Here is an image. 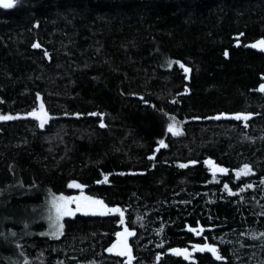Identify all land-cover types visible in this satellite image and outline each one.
I'll list each match as a JSON object with an SVG mask.
<instances>
[{"label": "trees", "instance_id": "16d2710c", "mask_svg": "<svg viewBox=\"0 0 264 264\" xmlns=\"http://www.w3.org/2000/svg\"><path fill=\"white\" fill-rule=\"evenodd\" d=\"M256 40L264 0L0 9V116L12 117L0 119V264H264V52L246 46ZM75 193L120 211L90 205L48 237L39 211ZM205 245L216 255L196 250Z\"/></svg>", "mask_w": 264, "mask_h": 264}, {"label": "snow or ice", "instance_id": "6c2138e0", "mask_svg": "<svg viewBox=\"0 0 264 264\" xmlns=\"http://www.w3.org/2000/svg\"><path fill=\"white\" fill-rule=\"evenodd\" d=\"M15 3H16V0H0V8L11 9V8H13L15 6ZM259 45H264V41H260ZM257 46L258 45H252V47H257ZM34 47H39V45H34ZM225 55H227V53H225ZM181 67L184 68L183 65H181ZM184 71L188 72L190 70L187 69V68H184ZM262 90H264V89H262ZM40 110H41V112H43V104L40 105ZM33 115H36V113H33ZM37 118L41 119V117H39V116H37ZM235 118L236 119H241L240 116H236ZM0 119H12V117L5 116V117H0ZM44 123H46V120L45 119H41V127H43ZM101 126H103V124H101ZM168 131L172 132L173 134H179L178 131H174V125H172V124H170L168 126ZM160 144H161V146H165L163 141H160ZM209 163L211 164V162H209ZM186 166L187 165H181V167H186ZM215 171L225 172L226 170L222 169V168H215L214 167V174H215ZM248 172H249V169H248V167L246 165L244 169H242L240 172L236 173V176H237V178H239L241 175H248ZM107 179L108 178L105 177L103 182H107ZM68 187L69 188H80L81 185L76 184V183L73 182V183L69 184ZM227 187L228 186L225 185V188H227ZM58 199L61 200V201H65V208L66 209H67V205L68 204L75 203L76 204V211H81L82 209H87L90 205H99V206H101L102 209H105L106 211H100L99 214H101V215L106 214V212H119L120 211L119 209H107L106 206L103 205V201L92 200L89 197H84L83 198L85 203H81V198L63 197V196H61ZM57 213H58V215L60 214V208L59 207H57ZM63 214L71 215L72 211L70 209H67ZM93 214H96L95 211L93 212ZM121 216H122V213H121ZM121 223H123V219H121ZM125 232L127 233V235H133L134 234L132 232H128L127 229H125ZM118 235H120V234H118ZM113 247L115 248L116 246L114 245ZM125 248H127L126 243H125ZM196 250H198V251H210L213 255H216V249L212 248V247H209L208 245H205L203 247L197 246ZM109 251H112V249H109ZM174 251H175V253L177 255L183 254L187 258V255H188L187 250H184L183 252H181L180 250H174ZM118 254L119 255H124L126 253L122 251V252H120ZM127 254H129V256H130V252H128ZM216 258L220 259L221 257L217 255Z\"/></svg>", "mask_w": 264, "mask_h": 264}, {"label": "rangeland", "instance_id": "374dc122", "mask_svg": "<svg viewBox=\"0 0 264 264\" xmlns=\"http://www.w3.org/2000/svg\"><path fill=\"white\" fill-rule=\"evenodd\" d=\"M41 101L38 97V103L36 108L33 110V113H36L35 117L37 119V121L39 122V124L41 125V119H45L47 118V116L45 115V111L43 108V112H41L40 110V105H41ZM37 116L41 117V119H38ZM0 117H5L4 116H0ZM207 167L209 169V171L214 174V167L215 168H221L217 165H215L214 163H207ZM215 173H221L220 171H215ZM74 181H70L68 183L71 184ZM75 183V182H74ZM73 197V198H81V203H85V201L83 200L84 197H86L85 195H82L81 193H75V194H71V195H51L50 197H48L47 201L45 202L44 207H42V209L39 211L40 215L42 216V218L45 221V229H44V233L51 238H54L56 236L59 235L60 230H61V220L65 217H69L72 216L76 213L79 212H85L87 209H82L81 211H76V204H68L67 205V209H70L72 211L71 215H65L63 214L67 209L65 208V201H61L58 198L59 197ZM57 207L60 208V214L58 215L57 213ZM175 250H180L181 252L184 251V249L181 248H176ZM181 256L185 257V255L181 254Z\"/></svg>", "mask_w": 264, "mask_h": 264}, {"label": "water", "instance_id": "95a60500", "mask_svg": "<svg viewBox=\"0 0 264 264\" xmlns=\"http://www.w3.org/2000/svg\"><path fill=\"white\" fill-rule=\"evenodd\" d=\"M0 9L7 10V9H4V8H0ZM260 41H262V40L253 41V42L247 44L246 46L264 52V45H259V42ZM252 45H258V46L257 47H252ZM92 207H93V209L95 211H98V212H100V211H106L105 209H102L101 206H98V205H93ZM107 209H112V208L108 207Z\"/></svg>", "mask_w": 264, "mask_h": 264}]
</instances>
